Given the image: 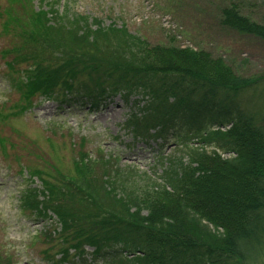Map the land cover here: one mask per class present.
Here are the masks:
<instances>
[{
	"label": "trees",
	"instance_id": "1",
	"mask_svg": "<svg viewBox=\"0 0 264 264\" xmlns=\"http://www.w3.org/2000/svg\"><path fill=\"white\" fill-rule=\"evenodd\" d=\"M31 5L33 0H10L0 9L10 44L25 42L18 48L29 77L21 88L22 98L55 90L57 95L73 94L75 88L87 89L89 96L139 89L148 105L127 121L130 130L144 136L159 118L179 110L200 119L207 116L200 142L213 147L214 137L221 133L214 128L229 125L230 155L235 156L230 165H213L208 154L195 152L185 165L175 158L165 168L168 159L161 158L157 176L123 166L111 156L96 154L92 159L80 151L73 161L74 176L55 171V182L44 181L40 191L43 203L34 193L25 206L43 217L47 214L42 211H51L58 218L62 233H54L53 258L61 255V262L66 261L70 250L82 257L88 245L94 247V261L106 257L117 264H264V114L253 108L264 97L240 100L237 95L263 86L264 78L239 76L222 61L209 60L204 51L151 49L125 27L90 24L86 17L57 12L53 4L38 11ZM226 18L229 29L264 39V22L238 17L235 11ZM8 49L2 52L5 59L12 52ZM5 64L8 72L16 73L11 60ZM245 138L252 144L244 153ZM96 162L101 164L87 176L86 168ZM242 177L253 193L248 200L234 187ZM115 198L118 207L111 205ZM230 201L237 206L231 208ZM141 211L145 219L137 217ZM186 211L223 229L221 235L199 234L195 222L186 221ZM125 251L128 260L123 258Z\"/></svg>",
	"mask_w": 264,
	"mask_h": 264
},
{
	"label": "rangeland",
	"instance_id": "2",
	"mask_svg": "<svg viewBox=\"0 0 264 264\" xmlns=\"http://www.w3.org/2000/svg\"><path fill=\"white\" fill-rule=\"evenodd\" d=\"M9 2L0 0V7ZM52 4L57 12L75 13L79 17L88 18L90 24L94 21L101 23L104 28L125 27L131 36H139L140 41H146L151 49H177L179 46L195 53L204 51L209 60L222 61L223 66L239 76L248 79L264 78V39L241 35L226 25V14L231 11H235L238 17L243 16L262 24L264 0H33L31 6L38 11L47 10L48 5ZM13 6L18 9L21 7ZM133 37L129 41H133ZM7 46V41L0 43V50ZM5 72V64L0 59V114L6 117L0 119V138L5 139V142L0 143L3 151L0 153V254L4 258L0 259V264H117L106 257L94 261V247L88 245L83 249L82 259H72L73 252H70L66 263L56 262L60 256L53 260V238L62 233L58 218L51 211H42L47 215L42 217L46 219H41L38 213L28 215L20 208L19 196L32 183L30 180L21 185V181L29 180V169L51 172V166L55 165L53 168L57 171L58 165L65 173L70 172L72 177V162L80 151L86 152V156L92 159L101 151L103 156L111 155L112 159V156L116 157L117 162L123 166L156 173L157 176L161 171L158 168L161 158L168 159L167 162L163 161V168L175 158L185 165L189 155L195 152L208 154L214 160L213 165H230L235 158L230 155V136L227 139L230 135L227 130L229 125L214 137L213 147H207L200 142L202 136L198 133L199 129L187 130L195 123L203 126L207 116H203L201 120L186 112L170 118L171 127L164 132L163 137L147 141L134 139L126 131L125 123L130 115L138 114L139 108L148 105L141 96H129L127 100L116 96L102 101L99 107L90 106L85 101L39 98L23 115L16 114L19 92L10 86ZM262 83L263 86L257 85L238 93L239 99L256 100L264 97V82ZM133 90L136 93L132 95H140L139 89ZM138 98L140 102L136 103ZM238 102L243 105V102ZM253 108L264 114V100L258 99ZM184 132L185 136L181 137ZM233 134L235 132L231 135ZM244 144L245 153V149L251 146L252 139L245 138ZM215 154L217 156H212ZM96 164L101 163L96 162L86 168L87 176ZM153 168L154 170L149 171ZM20 171H23L22 180L18 178ZM207 176L210 177L211 174ZM32 177L35 181L30 188L40 187L39 191L43 189L37 175L33 174ZM242 179L243 177L238 184L234 181V187L248 200L253 197V193L245 187L247 180L244 183ZM35 198L43 203L40 194H36ZM230 203L231 208L237 206L234 201ZM111 205L118 207L121 204L115 198ZM185 214L187 222H195L199 234L221 235L223 229L208 223L206 218L188 211ZM115 217H119L123 223L127 222L123 215ZM137 217L145 219L146 212L141 211ZM121 229L125 230L126 227L123 225ZM101 248L100 251L103 250ZM123 258L128 260L131 257L125 251Z\"/></svg>",
	"mask_w": 264,
	"mask_h": 264
},
{
	"label": "bare ground",
	"instance_id": "3",
	"mask_svg": "<svg viewBox=\"0 0 264 264\" xmlns=\"http://www.w3.org/2000/svg\"><path fill=\"white\" fill-rule=\"evenodd\" d=\"M0 153H1V148H0Z\"/></svg>",
	"mask_w": 264,
	"mask_h": 264
}]
</instances>
